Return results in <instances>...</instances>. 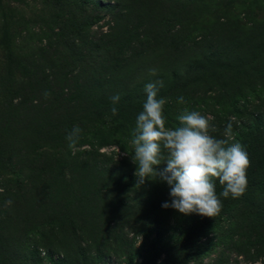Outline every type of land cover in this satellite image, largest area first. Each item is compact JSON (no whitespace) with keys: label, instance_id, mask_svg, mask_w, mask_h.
<instances>
[{"label":"trees","instance_id":"1","mask_svg":"<svg viewBox=\"0 0 264 264\" xmlns=\"http://www.w3.org/2000/svg\"><path fill=\"white\" fill-rule=\"evenodd\" d=\"M40 1L0 0V264H191L216 239L264 258V0ZM157 80L166 126L187 107L246 147V191L216 179L213 218L163 208L164 181L137 186L131 132Z\"/></svg>","mask_w":264,"mask_h":264},{"label":"clouds","instance_id":"2","mask_svg":"<svg viewBox=\"0 0 264 264\" xmlns=\"http://www.w3.org/2000/svg\"><path fill=\"white\" fill-rule=\"evenodd\" d=\"M156 75V70H150ZM163 81L157 80L145 86L146 101L135 120L130 144L133 146L132 161L137 165V186L146 180L159 179L170 187L171 202L162 207L173 208L184 215L197 214L213 218L220 214L222 201L231 195L241 197L247 188V169L250 158L246 147L233 140V125L228 122L224 136L214 133L217 126L199 111L185 107L177 116L176 127H168L164 114L166 99L158 96ZM113 104L119 102V94L111 97ZM179 104H185L183 96ZM115 115L117 108L111 109ZM82 129L74 126L66 139L70 144L78 142ZM166 164V167L160 168ZM216 179L223 186L220 196L216 193ZM6 205L13 202L7 200Z\"/></svg>","mask_w":264,"mask_h":264},{"label":"rangeland","instance_id":"3","mask_svg":"<svg viewBox=\"0 0 264 264\" xmlns=\"http://www.w3.org/2000/svg\"><path fill=\"white\" fill-rule=\"evenodd\" d=\"M28 2H30L31 5L33 3L32 0H28ZM40 2H41L40 0H35L33 5L38 7L42 3ZM27 6L28 4L25 6L26 12L29 11V7ZM113 149L118 151L116 147H106L103 148V151L110 152ZM172 223L174 227L177 226V224H175L174 221ZM130 236L133 237V233H131ZM142 241H143L142 236H138L136 238L135 246L138 248ZM150 243H152L151 240ZM143 253L145 254L147 253L146 249ZM138 257H140L139 260L141 261L143 256L139 255ZM222 257L225 258L226 264H263L264 261V258L260 259L257 262L246 260V258H244V256H242L241 254H238L236 250L232 248L229 249V247H227L226 244H224V242H220V239H216V245L210 248L209 254L203 256L201 262L197 263L196 261H193L191 262V264H215ZM125 261H126V256L113 255V256H108L103 264H126Z\"/></svg>","mask_w":264,"mask_h":264}]
</instances>
